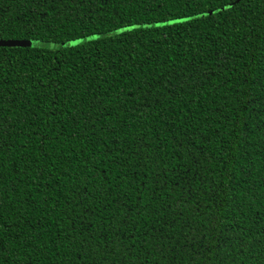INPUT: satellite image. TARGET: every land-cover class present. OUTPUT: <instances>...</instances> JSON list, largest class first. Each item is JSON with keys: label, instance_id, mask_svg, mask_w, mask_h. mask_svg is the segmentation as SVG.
I'll return each mask as SVG.
<instances>
[{"label": "trees", "instance_id": "obj_1", "mask_svg": "<svg viewBox=\"0 0 264 264\" xmlns=\"http://www.w3.org/2000/svg\"><path fill=\"white\" fill-rule=\"evenodd\" d=\"M0 41V264H264V0H0Z\"/></svg>", "mask_w": 264, "mask_h": 264}, {"label": "water", "instance_id": "obj_2", "mask_svg": "<svg viewBox=\"0 0 264 264\" xmlns=\"http://www.w3.org/2000/svg\"><path fill=\"white\" fill-rule=\"evenodd\" d=\"M35 42L33 41H0V46L4 47H12V46H19V47H33Z\"/></svg>", "mask_w": 264, "mask_h": 264}, {"label": "rangeland", "instance_id": "obj_3", "mask_svg": "<svg viewBox=\"0 0 264 264\" xmlns=\"http://www.w3.org/2000/svg\"><path fill=\"white\" fill-rule=\"evenodd\" d=\"M121 32V30L116 31L115 33ZM34 46H39V43H35Z\"/></svg>", "mask_w": 264, "mask_h": 264}]
</instances>
